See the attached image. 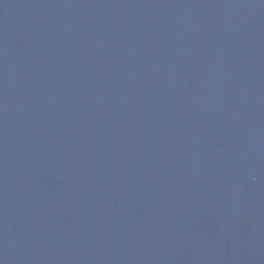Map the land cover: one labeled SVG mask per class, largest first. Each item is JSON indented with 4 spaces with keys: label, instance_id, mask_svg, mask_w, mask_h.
Returning a JSON list of instances; mask_svg holds the SVG:
<instances>
[{
    "label": "water",
    "instance_id": "1",
    "mask_svg": "<svg viewBox=\"0 0 264 264\" xmlns=\"http://www.w3.org/2000/svg\"><path fill=\"white\" fill-rule=\"evenodd\" d=\"M0 264H264V0H0Z\"/></svg>",
    "mask_w": 264,
    "mask_h": 264
}]
</instances>
